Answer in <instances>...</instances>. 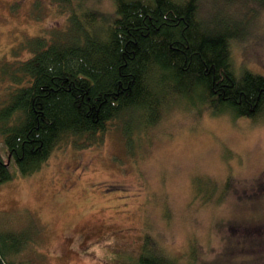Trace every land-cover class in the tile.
I'll use <instances>...</instances> for the list:
<instances>
[{"label":"rangeland","instance_id":"rangeland-1","mask_svg":"<svg viewBox=\"0 0 264 264\" xmlns=\"http://www.w3.org/2000/svg\"><path fill=\"white\" fill-rule=\"evenodd\" d=\"M203 1L214 24L245 18L242 37L230 41L236 75H264V3ZM64 23L54 0H0V58ZM131 133L113 120L100 142L59 146L38 170L0 183V227L26 238L12 260L131 264L148 236L170 256L194 240L200 264H264V110L240 116L179 98ZM3 145L0 136L5 156Z\"/></svg>","mask_w":264,"mask_h":264},{"label":"trees","instance_id":"trees-1","mask_svg":"<svg viewBox=\"0 0 264 264\" xmlns=\"http://www.w3.org/2000/svg\"><path fill=\"white\" fill-rule=\"evenodd\" d=\"M54 1L66 23L0 58V183L38 170L59 146L100 142L113 120L128 135L151 127L179 98L240 116L264 110V75H236L232 63L230 41L242 37L244 17L235 26L214 24L203 0H109L110 11L98 7L102 0ZM219 8L227 7L211 10ZM25 241L0 227V264H23L12 259ZM196 248L191 240L170 256L145 236L131 264H200Z\"/></svg>","mask_w":264,"mask_h":264}]
</instances>
